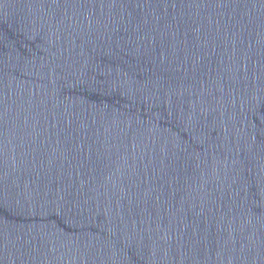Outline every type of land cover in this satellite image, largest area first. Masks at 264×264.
<instances>
[{
	"label": "water",
	"instance_id": "water-1",
	"mask_svg": "<svg viewBox=\"0 0 264 264\" xmlns=\"http://www.w3.org/2000/svg\"><path fill=\"white\" fill-rule=\"evenodd\" d=\"M0 264H264V0H0Z\"/></svg>",
	"mask_w": 264,
	"mask_h": 264
}]
</instances>
